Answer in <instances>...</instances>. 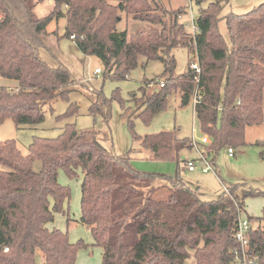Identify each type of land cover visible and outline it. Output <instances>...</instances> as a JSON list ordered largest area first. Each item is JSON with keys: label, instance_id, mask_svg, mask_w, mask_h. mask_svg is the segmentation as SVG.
<instances>
[{"label": "trees", "instance_id": "1", "mask_svg": "<svg viewBox=\"0 0 264 264\" xmlns=\"http://www.w3.org/2000/svg\"><path fill=\"white\" fill-rule=\"evenodd\" d=\"M41 2L0 0V78L17 84L13 90L0 87V124L7 119L16 127L40 124L44 105L55 97L68 101L67 89L75 84L72 73L40 56L48 51V26L62 18L63 38L73 41L82 55L99 59L104 78L126 79L139 57L160 60L164 85L143 94L136 116L148 123L167 108L171 93L178 94L180 107L195 98V120L209 139L201 159L209 165L221 149L234 152L243 146L246 129L263 123L264 3L244 15L220 17L224 0H191L198 7L192 35L179 19L187 7L171 9L163 0H54L50 13L38 18L34 8ZM122 15L126 27L117 31ZM220 20L228 43L218 30ZM175 48L190 54L180 76L174 74ZM92 93L90 115L107 121L112 101L124 109L118 89L109 99L101 90ZM76 108L70 104L58 118L73 116ZM128 126L133 140L154 160L179 165V153L194 147L174 132L137 136L130 118ZM97 136L94 130L66 124L54 139L33 138L26 155L14 140L0 142V264H35L37 253L42 264H75L78 251L87 247L47 228L54 214H65L70 198L69 189L58 182L60 171L68 178L82 175L79 223L102 250L101 264H186L191 259L194 264H237L243 259L264 264V216L249 230L245 251L236 240L243 210L237 186L205 201L199 188H190L178 173L138 171L131 151L110 152ZM160 189L167 192L164 199L154 197ZM260 195L264 192L250 190L246 196Z\"/></svg>", "mask_w": 264, "mask_h": 264}, {"label": "rangeland", "instance_id": "2", "mask_svg": "<svg viewBox=\"0 0 264 264\" xmlns=\"http://www.w3.org/2000/svg\"><path fill=\"white\" fill-rule=\"evenodd\" d=\"M167 7L177 9L187 7L186 14L180 20L188 33H192L191 25L198 16V7L188 0H163ZM264 3V0H224L220 17L232 13L244 15ZM54 6V0H43L34 8L38 18L47 16ZM190 6V9L188 8ZM205 6V5H203ZM66 21L60 19L57 23L52 22L45 38L48 51H42V60L51 66L64 65L72 73L75 84L68 90V101L55 97L44 105V121L32 126H19L7 119L0 124V142L14 140L21 154L26 155L33 138L54 139L58 137L66 124H74L77 130H94L97 139L107 150L117 155L131 151L132 166L141 172L174 176L179 174L182 180L192 189L199 188L205 201L217 199L226 187L237 186L235 194L241 200L243 198V210L239 214L240 221H249L250 225L257 226L256 218L264 216V196H246L250 190L264 192V88H263V123L246 129L243 146L234 148V155L229 157L227 149H221L213 158L212 165L207 168L206 162L201 159V151L207 144H202L201 133L195 120L193 103L186 107H180L179 96L171 93L167 98V108L157 114L148 123L137 117L136 109L139 99L145 94L151 95L159 90L157 85L147 87L148 83L161 81L164 67L160 60L146 61L143 57L138 58V65L130 72L126 79L112 80L104 78V68L99 59L93 56H84L75 47L73 41L63 38ZM126 27L124 15L117 25V31H123ZM130 28V24L127 26ZM146 25H139V28ZM218 30L228 43L224 20L218 23ZM175 60L174 74L180 76L187 71L189 52L185 48H175L172 51ZM99 69L101 73L95 74ZM17 85L15 81H7L0 78V87L8 88ZM118 89L121 99L124 101L122 109L117 101H112L110 115L104 121L100 114H89V107L95 99L92 90H101L104 97L111 98L112 93ZM135 98V99H134ZM137 100V101H136ZM70 104L77 105V111L73 116L58 118L63 115ZM133 121V132L140 137L158 134L161 132H174L176 138L186 139L194 144L191 149L182 150L179 153V165L174 161L154 160L149 151L140 147L139 141L133 140L128 126V119ZM206 136V135H204ZM183 162V163H182ZM185 162H192L193 171H188ZM0 166V170H2ZM38 169V165H35ZM82 175L68 178L60 171L58 182L66 186L70 191L69 201L64 204L65 214L56 213L48 229L56 228L67 235L70 243L83 241L87 247L77 253L75 264H101L102 250L93 246V239L89 230L79 223L80 218V182ZM167 195L165 189H160L155 198L164 199ZM38 253L35 264H40ZM186 264H194L193 259Z\"/></svg>", "mask_w": 264, "mask_h": 264}, {"label": "built area", "instance_id": "3", "mask_svg": "<svg viewBox=\"0 0 264 264\" xmlns=\"http://www.w3.org/2000/svg\"><path fill=\"white\" fill-rule=\"evenodd\" d=\"M189 1V5L191 3V0H188ZM189 9H190V6H189ZM181 18V16H179V19ZM191 30H192V35L195 34L197 32V28L195 26V24L193 23L191 25ZM72 38V37H71ZM191 68L195 70L196 73H199V68L197 66V63H193L191 65ZM94 73L97 75L100 72L99 69H95L94 70ZM154 85H157L159 88L163 87L164 85V82L163 80L161 79V81H154V82H150L148 83V86L147 87H153ZM195 98L193 99V103H195ZM202 144H208L209 143V139L207 136H204L201 138V141H200ZM227 154L229 157H232L234 155V152L232 149H228L227 150ZM205 161V160H204ZM206 164L208 165L206 169H204V171L206 172L208 169H209V163L207 161H205ZM187 169L189 171H193L194 170V165L192 162H188L187 163ZM252 228V226L250 225V223L248 221H240L238 220V226H237V232H236V240L238 241V243L240 244V247L243 251H245L246 247H247V243H248V232L249 230ZM4 251H6V249H4ZM237 264H252L251 261L249 262H246L245 259L243 260H238Z\"/></svg>", "mask_w": 264, "mask_h": 264}, {"label": "crops", "instance_id": "4", "mask_svg": "<svg viewBox=\"0 0 264 264\" xmlns=\"http://www.w3.org/2000/svg\"><path fill=\"white\" fill-rule=\"evenodd\" d=\"M7 81H11V80H7ZM16 88V85L15 84H13V85H11L10 87H8V89L9 90H13V89H15ZM192 103H193V100H192ZM193 106H194V103H193ZM194 111V110H193ZM189 171V170H188ZM38 259H39V261L41 262L40 264H42V259H41V254L40 253H38Z\"/></svg>", "mask_w": 264, "mask_h": 264}]
</instances>
